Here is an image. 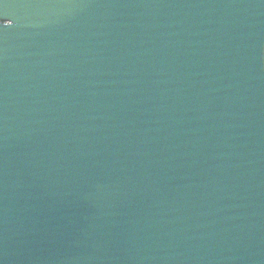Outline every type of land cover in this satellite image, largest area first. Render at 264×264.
Here are the masks:
<instances>
[{"label":"water","instance_id":"water-1","mask_svg":"<svg viewBox=\"0 0 264 264\" xmlns=\"http://www.w3.org/2000/svg\"><path fill=\"white\" fill-rule=\"evenodd\" d=\"M0 15V264H264V0Z\"/></svg>","mask_w":264,"mask_h":264},{"label":"snow or ice","instance_id":"snow-or-ice-1","mask_svg":"<svg viewBox=\"0 0 264 264\" xmlns=\"http://www.w3.org/2000/svg\"><path fill=\"white\" fill-rule=\"evenodd\" d=\"M3 19H10V18H6V17L0 15V20H3ZM8 28H11V27H5V29H8Z\"/></svg>","mask_w":264,"mask_h":264}]
</instances>
